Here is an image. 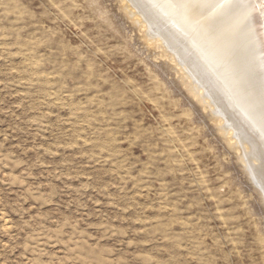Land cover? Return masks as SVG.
<instances>
[{
  "label": "rangeland",
  "instance_id": "1",
  "mask_svg": "<svg viewBox=\"0 0 264 264\" xmlns=\"http://www.w3.org/2000/svg\"><path fill=\"white\" fill-rule=\"evenodd\" d=\"M120 6L0 0V264H264L234 150Z\"/></svg>",
  "mask_w": 264,
  "mask_h": 264
},
{
  "label": "bare ground",
  "instance_id": "2",
  "mask_svg": "<svg viewBox=\"0 0 264 264\" xmlns=\"http://www.w3.org/2000/svg\"><path fill=\"white\" fill-rule=\"evenodd\" d=\"M119 2L234 150L264 210V0Z\"/></svg>",
  "mask_w": 264,
  "mask_h": 264
}]
</instances>
